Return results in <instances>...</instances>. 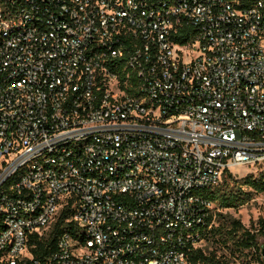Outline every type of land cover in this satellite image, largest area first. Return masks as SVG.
I'll use <instances>...</instances> for the list:
<instances>
[{
  "label": "built area",
  "instance_id": "obj_1",
  "mask_svg": "<svg viewBox=\"0 0 264 264\" xmlns=\"http://www.w3.org/2000/svg\"><path fill=\"white\" fill-rule=\"evenodd\" d=\"M262 172L264 0H0V264H190Z\"/></svg>",
  "mask_w": 264,
  "mask_h": 264
},
{
  "label": "trees",
  "instance_id": "obj_2",
  "mask_svg": "<svg viewBox=\"0 0 264 264\" xmlns=\"http://www.w3.org/2000/svg\"><path fill=\"white\" fill-rule=\"evenodd\" d=\"M242 185L246 186L255 194H264V172L257 176L247 175L243 177ZM230 173H226L223 177L222 189L219 187L213 192L205 195L206 199L215 204L217 210H236L243 206L249 199L250 193H244L240 190V184L235 181ZM233 183L234 187L228 189V184ZM70 210L68 207L59 212L48 237H41L37 239V236L32 237L37 245L35 254L38 256H44L49 251L54 249L56 237L63 231H72L71 225L66 223ZM211 219V218H210ZM209 219V221H210ZM218 221L217 226L214 224L207 231L205 240L212 243L229 247L239 254L246 252L244 259L250 255L249 264H262L260 257V245H258V237L264 236V222L257 223L258 228H245L238 220L232 219L228 215H222L220 212L214 213V222ZM49 247V251L47 250ZM231 252V250H230ZM229 252V253H230ZM188 260L190 264H228L226 257L223 255H217L215 251L205 252L203 248L192 249L187 252Z\"/></svg>",
  "mask_w": 264,
  "mask_h": 264
},
{
  "label": "rangeland",
  "instance_id": "obj_3",
  "mask_svg": "<svg viewBox=\"0 0 264 264\" xmlns=\"http://www.w3.org/2000/svg\"><path fill=\"white\" fill-rule=\"evenodd\" d=\"M234 173L244 175L246 173H251V171L246 168H237L234 169ZM243 179L244 178L239 179V177H237V180L235 181L240 184V190L244 191V193H250V199L243 206L239 207L236 210L228 209L218 211L222 213V215H228L232 219L238 220L245 228L255 229L258 228L257 223L259 222V220L264 222V194H255L254 192H252V190L242 185L241 183ZM231 187H234L233 183L228 184V189ZM219 189L221 190L222 186H220ZM233 189H235V187ZM213 211L215 213L217 211L215 204ZM217 224L218 221L216 223L214 222V226H217ZM262 244H264V236H259L258 245L261 246ZM230 247L228 249L227 247L212 243L208 240H206L202 245V248L205 252L215 251L217 255H223L224 257H226L228 264H249V262H251V260H249L250 255H248V258L244 259L243 255H245L246 252H244L243 254H239Z\"/></svg>",
  "mask_w": 264,
  "mask_h": 264
},
{
  "label": "water",
  "instance_id": "obj_4",
  "mask_svg": "<svg viewBox=\"0 0 264 264\" xmlns=\"http://www.w3.org/2000/svg\"><path fill=\"white\" fill-rule=\"evenodd\" d=\"M260 257L262 259V264H264V244L260 246Z\"/></svg>",
  "mask_w": 264,
  "mask_h": 264
}]
</instances>
